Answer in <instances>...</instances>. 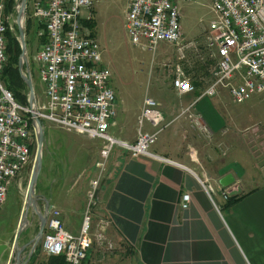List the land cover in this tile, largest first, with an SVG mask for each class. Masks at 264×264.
Here are the masks:
<instances>
[{"label": "crops", "instance_id": "obj_1", "mask_svg": "<svg viewBox=\"0 0 264 264\" xmlns=\"http://www.w3.org/2000/svg\"><path fill=\"white\" fill-rule=\"evenodd\" d=\"M174 2L177 5L178 0ZM28 17L32 25L28 32L39 45L45 40L39 34L44 26ZM194 50L197 57L199 53L204 56L196 72L202 82L189 92L178 93L170 75L163 90L133 101H128V93L120 94L112 87L117 111L109 126L111 134L135 140L138 115L148 95L162 114L157 138L148 149L175 163L132 155L114 146L100 171L102 139L72 131L82 139L72 145L65 133L54 129L56 124L44 131L46 157L42 158L41 182L35 184L37 204L42 210L47 204L59 209L64 229L73 235L80 231L90 182L100 176L96 202L89 211L91 233L100 219L108 223L101 240L92 236L81 264H264V173L259 177L264 161L259 167L252 145L256 130L254 125L241 123L246 112H228L218 91L203 94L212 78L204 83L201 72L213 69L214 63L200 46ZM117 125L129 127V137L117 135L123 132L115 129ZM140 129L152 132L155 127L144 119ZM198 177L207 178L214 189L212 198ZM185 194L189 195L186 202ZM230 197H236L231 204L227 202Z\"/></svg>", "mask_w": 264, "mask_h": 264}, {"label": "built area", "instance_id": "obj_2", "mask_svg": "<svg viewBox=\"0 0 264 264\" xmlns=\"http://www.w3.org/2000/svg\"><path fill=\"white\" fill-rule=\"evenodd\" d=\"M95 1L34 0L30 16L43 24L44 29L39 34H44L45 40L39 44L32 60L37 64L38 77L44 85V98H36L32 109L15 101L1 80L7 59L5 31L10 27V15L5 13L6 0H0V208L8 185L30 161L35 143L34 117L90 139H102L101 161L97 162L100 171L114 146L132 155L175 163L148 149L157 138L162 120L156 101L148 95L143 98L134 141L129 142L109 132L117 111L115 92L110 85L111 73L102 62L96 37L83 23L92 20L91 9ZM126 1L124 25L133 44L154 50L158 42L166 41L176 44L177 53L182 56V32L174 0ZM211 1L217 16L206 29L204 47L214 64L212 81L204 88L203 94L212 95L216 85L223 83L228 85L233 101L242 102L250 94L264 90V0ZM82 9L87 10L84 17ZM198 57L204 59L202 53ZM174 74L172 85L178 93L194 89L184 69L176 65ZM232 79L237 82L232 83ZM144 119L155 127L154 131L140 129ZM201 127L207 130L204 125ZM198 179L212 198L214 189L207 178ZM99 181L100 176L90 182L78 234L73 235L64 229L59 209L48 208L39 243L47 255H63L65 264H81L92 244V236L102 239L108 221L100 219L91 233L89 215L96 202ZM222 194L224 199L228 198L225 191ZM188 197V194L183 195V201L186 202Z\"/></svg>", "mask_w": 264, "mask_h": 264}, {"label": "rangeland", "instance_id": "obj_3", "mask_svg": "<svg viewBox=\"0 0 264 264\" xmlns=\"http://www.w3.org/2000/svg\"><path fill=\"white\" fill-rule=\"evenodd\" d=\"M20 2L21 0H17L15 11L9 18L10 29L13 31H15L16 11ZM33 2L34 0H26V10L23 17L24 27L26 19L30 16ZM126 2V0H96L94 2L92 15L94 26L91 28L87 25L88 29L93 31L99 43L102 62L110 70V85L116 91H119L120 94L128 93L129 97H131L128 101H133L147 92L149 93L156 89L163 90V83H166V77L168 75L175 76L174 72L176 65L184 69L185 72H188L190 77L196 74L199 68H201L200 65L202 62L200 61L202 60L194 55V46H200V48L206 52L204 54H207V50L204 47L206 29L209 27L210 21L217 16L212 8V1L178 0L177 7L181 22V32L185 35V39L182 37L180 41V44L183 46L182 56L177 53L176 44H171L166 41L158 42L154 50H148L138 44H133L126 33L124 25ZM85 14H87V10L82 9V17H84ZM16 34L18 38L17 30ZM24 38L26 60L23 64L22 71L25 72L27 65L29 70L31 69L30 73H32L31 78L35 98L40 97L39 99L42 100L43 96L41 91L44 89V85L37 76V64L32 60L39 48L38 39L36 36L32 35L31 32H28L27 35L24 34ZM190 39L193 40V42L188 41ZM212 71L213 69H203L201 73L203 74L204 83L211 80ZM226 82L227 81L224 83ZM231 82L236 83L237 79H232ZM216 90L220 93V97L225 102L228 112L236 114L239 111H244L247 115L241 123L254 125L253 131L255 132L256 130V136L252 145L257 154L258 165L260 167L264 161V90L262 92L250 94L242 102L233 101L227 84H217L215 87V91ZM42 123L44 131L47 130V127H50L49 125L56 127L55 124L50 121L42 120ZM122 128L123 127L119 125L115 126V129L118 131ZM128 128H126L127 130L122 129L123 132H117L116 134L121 137H129L128 131L130 130ZM54 129L57 132L65 133V136L68 137V144L73 145L74 141L80 143L82 140L80 136L74 135L72 131L67 132V130L58 127ZM109 132L112 133V130H109ZM35 144L36 143H34L31 150L32 155L29 163L8 185L5 201L0 208V243H7L9 249L14 242L13 239L18 229L21 213L24 210L26 190L36 153ZM45 152V145H43V159L46 157ZM262 173H264V168L259 169V177ZM41 178L42 173L40 169L37 176L38 183L41 182ZM31 214L32 209L29 208L27 218L30 220L31 218L33 219ZM33 224H35V222ZM28 227L29 228L21 232L18 238V245L28 241L36 235L38 226L35 225L32 228H30L31 226ZM40 240L41 238L37 242L36 247L40 243ZM30 247L31 244L27 245L25 250L21 252L22 259L27 255ZM9 252L8 250V254L0 261V264H8V260H10ZM47 257L48 255L40 248L33 264H42ZM29 260L27 263H29Z\"/></svg>", "mask_w": 264, "mask_h": 264}, {"label": "water", "instance_id": "obj_4", "mask_svg": "<svg viewBox=\"0 0 264 264\" xmlns=\"http://www.w3.org/2000/svg\"><path fill=\"white\" fill-rule=\"evenodd\" d=\"M26 10V0H21L20 5L17 8L16 11V18H15V24L18 31V41L20 44V54L18 58V69L20 72V76L23 79V81L26 83L28 87V104L33 109L35 105V93L34 88L32 84V80L29 75V69L25 68V72L22 71L23 64L26 60V47H25V38H24V24H23V17ZM33 117L34 114L32 113ZM33 125L35 126V146H36V153L35 158L33 162V166L31 169V175L29 178L26 195H25V202H24V210L21 213V219L18 225V229L14 236V242L13 247L15 249V255L13 257V260H8V264H26L28 260L30 259L33 251L35 250L36 244L39 241V239L42 236L45 222H46V215L48 212V204L46 205L43 210L41 209V206L38 203L39 198L35 194V184L37 180L38 173L41 169V163H42V150H43V140H44V130H43V123L42 121L34 117L33 119ZM29 208L32 209V213H34L38 219H39V226L36 235L29 239L28 241L18 245V238L23 230H26L28 226L31 225V222H33V219H28V210ZM34 218V217H33ZM31 244V247L27 253V255L22 259L21 252L25 250V247L27 245ZM7 244L0 243V254L2 251L6 248Z\"/></svg>", "mask_w": 264, "mask_h": 264}, {"label": "trees", "instance_id": "obj_5", "mask_svg": "<svg viewBox=\"0 0 264 264\" xmlns=\"http://www.w3.org/2000/svg\"><path fill=\"white\" fill-rule=\"evenodd\" d=\"M17 0H6L5 2V13L7 15H12L15 11V4ZM86 25L89 27L94 26V20L91 21H84ZM15 25V24H14ZM32 28L30 24L29 18L25 21V35L28 34L29 29ZM17 27L15 25V31L11 30L10 27L7 28L5 31V38H6V54L7 59L3 66L1 80L4 86L11 92L15 101H17L21 105H29L28 104V88L26 83L20 76V72L18 69V57L20 54V44L16 34ZM91 33L94 35L93 31ZM188 74V72H186ZM194 74L191 76V82L193 84L201 83V77ZM33 147V146H32ZM32 150V149H31ZM236 200V197H230L228 199V203L231 204ZM40 250V244L36 247L35 251H33L29 263L33 264L36 260V255ZM43 264V262H42ZM45 264H65L64 256L63 255H48L46 258Z\"/></svg>", "mask_w": 264, "mask_h": 264}, {"label": "flooded vegetation", "instance_id": "obj_6", "mask_svg": "<svg viewBox=\"0 0 264 264\" xmlns=\"http://www.w3.org/2000/svg\"><path fill=\"white\" fill-rule=\"evenodd\" d=\"M41 209H42V207H41ZM34 218H33V222L31 223V227L30 228H32V227H34L35 225H37V226H39V219H38V217L34 214V213H32L31 214ZM35 222V224H33ZM29 228V227H28ZM1 243H5V242H1ZM5 244H7V243H5ZM38 246V245H37ZM8 250L10 251L9 252V258H10V260L12 261V259H13V257H14V255H15V249H14V247H13V244H12V246H11V248L9 249L8 248V245L6 246V248L2 251V253L0 254V261L8 254Z\"/></svg>", "mask_w": 264, "mask_h": 264}, {"label": "bare ground", "instance_id": "obj_7", "mask_svg": "<svg viewBox=\"0 0 264 264\" xmlns=\"http://www.w3.org/2000/svg\"><path fill=\"white\" fill-rule=\"evenodd\" d=\"M207 87V86H206ZM217 91V90H216ZM117 104V103H116ZM28 106V105H27ZM41 206V205H40ZM14 240V239H13ZM35 251V250H34Z\"/></svg>", "mask_w": 264, "mask_h": 264}]
</instances>
